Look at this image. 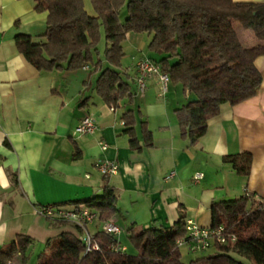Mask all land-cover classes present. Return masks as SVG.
Returning <instances> with one entry per match:
<instances>
[{
  "label": "crops",
  "instance_id": "0c3cea01",
  "mask_svg": "<svg viewBox=\"0 0 264 264\" xmlns=\"http://www.w3.org/2000/svg\"><path fill=\"white\" fill-rule=\"evenodd\" d=\"M83 4L89 15L95 14L90 0ZM46 18L34 0H0V248L18 234L32 239L24 262L21 255L15 261L37 264L48 239L62 231L77 233L71 223L53 224L37 214L38 204L70 206L101 194L106 186L117 193L118 210L110 220L120 228L115 239L125 246V231L131 225L169 227L182 214L211 226L213 201L237 198L244 187L264 197V54L254 61L261 73L256 94L236 104L223 103L220 113L208 120L205 134L190 143L180 134L174 110L194 100L195 94L170 83L162 96L156 77L149 78L143 92L137 89L136 61L160 57L148 49V34L125 35L124 55L116 69L130 84L132 99L111 109L95 90L100 68L39 71L21 54L16 35L39 39L46 31ZM235 29L244 46L257 43L251 30L237 24ZM98 54L99 49L101 68L110 66ZM125 110L135 116L139 149L129 146L121 119ZM87 115L97 126L80 134L75 129ZM143 121L152 145H144ZM101 143L107 147L102 149ZM237 153L251 155L248 175L223 161L224 155ZM103 159L115 161L118 171L102 176L95 163ZM170 172L173 175L165 179ZM196 172L202 173L197 181ZM100 223L95 219L89 231H100Z\"/></svg>",
  "mask_w": 264,
  "mask_h": 264
},
{
  "label": "trees",
  "instance_id": "16d2710c",
  "mask_svg": "<svg viewBox=\"0 0 264 264\" xmlns=\"http://www.w3.org/2000/svg\"><path fill=\"white\" fill-rule=\"evenodd\" d=\"M38 11H46V31L36 40L17 34L15 42L24 58L39 71L79 69L83 65L100 68L95 90L102 101L114 109L121 100L132 99L131 86L116 69L124 55L127 32L150 36L148 49L159 54L151 58L169 76L170 83H180L196 98L174 110L179 131L190 143L203 136L210 118L220 113L223 103L236 104L254 96L261 84L255 58L264 54V2L235 0H90L94 15H89L83 0H34ZM125 14L121 18V10ZM251 30L258 40L244 46L235 25ZM104 34V57L110 66L101 68L97 58L98 43ZM129 146L141 148L135 132L132 110L121 115ZM144 145H152V134L142 122ZM78 151L73 154L78 156ZM223 161L234 170L248 175L249 153L228 154ZM237 198L213 201L211 227H223L234 234L230 243L212 242L203 254L188 263L181 261L176 241L186 236L184 216L169 227L150 226L126 229L128 242L135 253L114 252L108 245L117 241L102 231L94 233L98 250L84 252L77 233L62 231L48 239L47 251L40 252L37 264H245L237 254L253 264H264V197L248 187ZM117 193L106 186L99 195L74 204H85L95 211L96 220L105 221L117 212ZM50 221V220H49ZM53 224L67 223L51 221ZM32 239L18 234L0 248V264L21 255ZM202 250V251H204Z\"/></svg>",
  "mask_w": 264,
  "mask_h": 264
},
{
  "label": "built area",
  "instance_id": "2783aa9c",
  "mask_svg": "<svg viewBox=\"0 0 264 264\" xmlns=\"http://www.w3.org/2000/svg\"><path fill=\"white\" fill-rule=\"evenodd\" d=\"M87 67V66H86ZM156 77L159 84L160 94L166 95L170 85V79L161 66L147 57L139 58L135 63L134 80L139 92H143L147 86L149 78ZM113 109V108H111ZM96 122L90 115L83 117L77 125L75 131L83 133H91L96 128ZM107 145L101 143V148L105 149ZM95 167L104 177L112 175L118 171V165L115 161L109 159L98 160ZM174 172H170L165 179L170 178ZM202 177L201 172H196L193 179L197 181ZM247 189L243 188V193L247 194ZM254 198L259 199L258 194H254ZM35 212L50 221H65L79 228V239L84 244V252L98 250L99 244L94 240V233L90 232L88 225L96 219V212L91 210L85 204H72L63 206L57 204H38ZM186 236L179 238L176 243L178 246L185 245L190 251H202L206 249L212 242L230 243L235 240L234 234H225L223 227L201 226L190 218L184 219ZM100 231L115 237L120 232V228L110 219L101 221ZM109 249L114 252L126 251V246L115 241L108 245ZM5 264H19L14 259L8 260Z\"/></svg>",
  "mask_w": 264,
  "mask_h": 264
},
{
  "label": "rangeland",
  "instance_id": "374dc122",
  "mask_svg": "<svg viewBox=\"0 0 264 264\" xmlns=\"http://www.w3.org/2000/svg\"><path fill=\"white\" fill-rule=\"evenodd\" d=\"M125 14V8H123L121 10V18L124 16ZM101 39L98 43V49H99V56L102 58L103 55H104V52H103V47H104V34H103V29L101 28ZM125 61V60H123ZM46 219V218H45ZM125 244H126V252L128 253H135L136 252V249L126 240H124ZM43 248V247H42ZM41 250V249H40ZM179 252H180V257H181V261L183 263H188L191 259H194L198 256H201L203 254H208V253H212V250L211 249H207V250H204V251H190L187 249V247L185 245H182V246H179ZM30 253V251H28V254ZM233 256L235 258H237L238 260L242 261L243 263L245 264H253L249 259H247L246 257H243V256H240V255H237V254H233Z\"/></svg>",
  "mask_w": 264,
  "mask_h": 264
}]
</instances>
